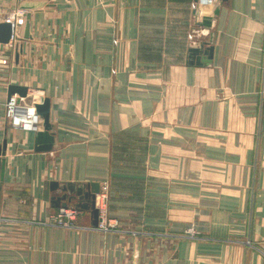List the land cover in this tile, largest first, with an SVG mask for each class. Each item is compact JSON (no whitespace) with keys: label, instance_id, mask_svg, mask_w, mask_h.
Returning <instances> with one entry per match:
<instances>
[{"label":"crops","instance_id":"obj_1","mask_svg":"<svg viewBox=\"0 0 264 264\" xmlns=\"http://www.w3.org/2000/svg\"><path fill=\"white\" fill-rule=\"evenodd\" d=\"M25 1L45 3L30 38L22 16L16 47L0 45V264H264V0H228L210 30L198 22L219 0L199 18L195 0L0 12ZM203 42L212 63L191 65ZM10 85L49 99L50 152L37 151L42 116L38 132L9 126ZM53 182L107 184L96 208L111 230L82 208L55 226Z\"/></svg>","mask_w":264,"mask_h":264},{"label":"water","instance_id":"obj_2","mask_svg":"<svg viewBox=\"0 0 264 264\" xmlns=\"http://www.w3.org/2000/svg\"><path fill=\"white\" fill-rule=\"evenodd\" d=\"M228 0H219V5L213 9L212 16L202 17L201 22H198V26L210 30L212 28V22L214 17L220 14L221 5ZM45 5L44 2H22L19 10L23 12L21 16L26 17L25 25V39L30 38V25H31V12L37 10ZM195 16L197 18L201 15V9H195ZM21 24L18 23L17 27ZM13 26L11 23H0V45L1 48H8V44L12 38ZM206 47V49H204ZM203 48L204 50H201ZM213 46H209L208 42H203L200 47H194L189 50L191 65L195 64L200 67L209 66L213 60ZM204 55L205 58L200 59L199 56ZM17 59L19 55L16 54ZM202 60V61H201ZM196 61V62H195ZM14 94H18L19 97H26L28 95V89L26 87L10 85L8 88V98ZM37 113L43 118V131L37 133V151L50 152L54 143V137L50 134V101L49 99H43L39 104L35 106ZM7 142H3L0 146V156H4L6 152ZM51 190L60 192L61 195L55 196L52 199L54 206H61L68 208V205L72 202L75 203L76 209L91 210L94 216V225H98L99 211L96 208V197L100 192V184L92 183L85 187H76L72 184L60 185L56 182L51 184Z\"/></svg>","mask_w":264,"mask_h":264},{"label":"built area","instance_id":"obj_3","mask_svg":"<svg viewBox=\"0 0 264 264\" xmlns=\"http://www.w3.org/2000/svg\"><path fill=\"white\" fill-rule=\"evenodd\" d=\"M218 0H195L193 7L194 9H201L204 7H212L217 3ZM22 11L18 10L17 12L4 16L0 12V23H11L13 26V34L12 38L8 44L10 48L16 47L18 43V27L19 18L22 17ZM114 42L117 43V40L114 39ZM44 98H40L27 95L26 97H19L17 95H12L7 99L4 104L5 116L6 120L10 127L21 129L29 132H38L41 128V116L37 113L36 110H29L27 108V102H31L32 104H39ZM36 103V101H38ZM108 192V185L104 184L101 187L99 198L102 199V205L106 204ZM99 211V221L96 227L99 231L109 232L111 228L114 226L113 224H109L107 221V211L101 206L98 208ZM78 210L76 208H62L56 214L52 216V221L55 226L68 228L72 226V222L76 219L78 215ZM3 222V219L0 217V226ZM133 264V263H131Z\"/></svg>","mask_w":264,"mask_h":264},{"label":"rangeland","instance_id":"obj_4","mask_svg":"<svg viewBox=\"0 0 264 264\" xmlns=\"http://www.w3.org/2000/svg\"><path fill=\"white\" fill-rule=\"evenodd\" d=\"M192 233H193V232H192ZM192 233H191V234H192ZM191 234H190V235H191Z\"/></svg>","mask_w":264,"mask_h":264}]
</instances>
